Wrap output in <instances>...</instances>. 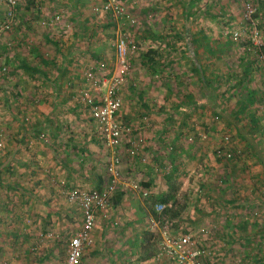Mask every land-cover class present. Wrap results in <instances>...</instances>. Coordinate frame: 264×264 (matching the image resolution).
Wrapping results in <instances>:
<instances>
[{"label": "rangeland", "instance_id": "rangeland-1", "mask_svg": "<svg viewBox=\"0 0 264 264\" xmlns=\"http://www.w3.org/2000/svg\"><path fill=\"white\" fill-rule=\"evenodd\" d=\"M55 1L63 0H20L10 16L0 0V264H63L68 238L83 220L67 193L92 182L102 187L112 178L115 157L121 183L111 198L112 233L109 240L101 237L113 251L105 248L91 264H182L180 254L193 264H264V0H116L128 13L124 19L101 10L107 0H82L92 3L96 16L110 17L96 20L87 10L89 22L105 27L99 49L91 48L95 37L80 34L85 47L76 56L101 54L104 45L111 57L126 33L138 45L134 65L139 59L140 70L133 77L132 67L129 82L141 79L127 102L124 87L121 92L122 121L130 119V131L114 151L100 146L93 162L75 150L62 157L54 144L36 139L42 133L38 146L51 151L33 155L26 128L12 117V98L16 107L22 96L15 88L11 97L7 78L20 58L11 65L5 55L16 49L29 57L34 33L16 32L18 21L36 20L42 38ZM93 127L90 134L97 135ZM12 130L19 142L9 140ZM13 144L20 145L19 176L7 155ZM57 158L69 173L51 172ZM33 179L40 187L27 183ZM166 194L168 203L158 209Z\"/></svg>", "mask_w": 264, "mask_h": 264}, {"label": "crops", "instance_id": "crops-1", "mask_svg": "<svg viewBox=\"0 0 264 264\" xmlns=\"http://www.w3.org/2000/svg\"><path fill=\"white\" fill-rule=\"evenodd\" d=\"M63 1H55L58 6V9L52 8V11H50L54 13L63 11V13H65L64 17L68 18V15H66L67 13L69 15L72 14L74 17L71 16V18H69V20L67 19V21H65V18L63 19V24L65 25L58 28L61 31L60 35L56 33L57 29L54 33H52L51 27L45 26V31L40 33L42 36V38H40L38 36L39 34H35L36 32H38V30H40L37 28L38 23L36 20H21L18 21L20 23L17 22L18 25L16 26V32L20 30H28L31 35L34 33L32 40L30 42L28 41L30 49L27 52L29 54V57H24L25 54H22L20 56V53H17L16 49L13 50V52L10 51L9 53H6V55L2 52V54L5 56H11L9 57V59L7 57H4V59L7 58L8 60H10L11 65L13 62H15L14 60L20 58V61H17V63H19H16L15 71L14 68L11 69V71L14 72H9L7 78L12 83V90L10 92L11 97H13V94L15 93V88H17L15 95L20 96L21 94L22 96V98H19L21 102H17L18 106L16 107L14 106V103L16 101L14 98H12V101L10 103L11 109L13 110L12 117H15L17 119V121L15 120L16 125H18L19 123V125L22 124L26 128L28 132L27 140L30 143L33 155L34 153H36L37 157L43 158L40 155L41 150L42 152L44 150L51 151V149H49L51 148V146H38L37 140L39 139L40 141H46L50 142L49 144H54V147L58 148L57 150L59 151V154L62 157L66 155L65 152H72L75 150L76 153L77 151H79L80 153L84 152L87 155V159H90L91 162H93L94 160H97V156L100 154V146L103 147L107 145L102 140H100V138L96 134H90V127L92 128L93 122L90 120L88 115L84 112V110L81 108L80 104L77 101L78 92L83 86V80L80 77L79 72L84 68H89L90 66H93L92 64L96 60L101 59L103 57H107L109 55V50L107 52V49L103 45V53L100 54L96 51V54L93 57H77L76 55L81 53L82 48L85 47L82 45L83 41L80 40L83 37V34L86 37L92 36V39L93 37H95L96 39L94 40V42L90 43L91 48L99 49V43L101 42L97 38L100 34L101 29L105 27L103 25V27L101 28L98 23L93 24L89 22V20H92V18H88L89 16L87 15V10L91 8V12L96 20L101 21L104 17L109 18L110 16H96V13L94 14L92 10V3H87L84 5L82 0ZM99 1L102 0H96L95 2L97 3ZM95 2L93 3V7L94 4L96 5ZM101 3L103 4V2H100V6L102 5ZM70 27H73L74 31L70 32ZM41 29L43 30L42 27ZM55 33L57 35L56 37L58 40H55L53 38ZM80 34L82 35L79 39L78 36ZM13 36L15 35H12V37ZM0 39H3V37L0 36ZM192 41H196L195 37L192 38ZM61 43H63V47L59 48ZM48 46H52L54 48V51L52 49L50 50ZM189 51L191 57H194L196 54L194 48H191V50ZM134 61L133 77L134 73H139L140 71L139 67L137 66V61H139V59H137L135 65ZM135 67L137 68L136 70ZM4 68L6 67L4 66L3 70ZM136 79L137 82L141 81V79L135 78L134 81L132 79L131 83L128 82L124 85V93L126 94H123L125 96L126 102L129 93L135 89L133 86H136ZM142 86L143 91L141 92H147V89H145L147 88L146 85L143 84ZM141 95L142 93L138 95L140 101L142 99ZM125 112L127 113V111ZM0 115L3 116L2 113H0ZM126 122L127 124H131L130 119H128V121ZM41 133L42 136L40 138H36L39 137ZM0 136L5 138V135L2 133V131L0 133ZM2 137L0 139L3 143L5 142V139H3ZM20 137L21 136L19 134H15L14 130H12L9 140L11 142L13 140L19 142ZM7 138L8 137L6 136V139ZM59 142H61L62 145ZM107 147L111 151H113L109 146ZM19 148V144L17 146L13 144L12 150L7 153V155H10L8 157L11 158L13 169L17 168L18 176L19 172L21 173V166L17 164V161L19 160L18 155H20V152L18 153ZM94 150L98 151V153H94ZM1 156H5V153H1ZM46 157L47 156H45L44 161ZM34 158L36 157L34 156ZM57 159L59 160V158ZM63 161V159H60L58 164L56 161L52 160L54 168L51 169V172H60V174H64L67 172L69 173V171L71 170H67L65 168L66 162ZM71 164L76 166L77 163L74 164L72 162L67 165L72 166ZM56 167H58L59 169L57 170ZM75 172L77 173V171ZM63 181L64 178L62 182ZM75 181L77 180L75 179ZM27 183L34 188L40 187V183L38 181H35V179L28 180ZM106 183L107 182L105 181V183H102V185H105ZM76 184L79 183L76 182L75 185ZM89 185H91L90 187L94 186L93 182ZM1 219L3 220V217L0 218V221ZM97 223L102 225V227L96 226L97 228L95 227L92 232V237L95 241L92 247L93 250L90 251V255L88 254L89 256L85 255L89 262L95 260V258L99 259L100 255H104L106 253L105 248H107L108 245L106 242L103 241L109 240L110 235L112 233L109 228L110 216L109 219L99 218ZM102 234H105V237H103V241L101 240V237L103 236ZM2 235L3 234L0 233V236ZM106 250L111 249L107 248ZM112 251L113 250H111V252ZM111 252H107V255H111ZM99 264L104 263L100 261Z\"/></svg>", "mask_w": 264, "mask_h": 264}, {"label": "built area", "instance_id": "built-area-1", "mask_svg": "<svg viewBox=\"0 0 264 264\" xmlns=\"http://www.w3.org/2000/svg\"><path fill=\"white\" fill-rule=\"evenodd\" d=\"M19 2L20 0H5L10 9V16L16 15L14 11L17 10ZM100 8L105 14L111 13L116 18L128 17L125 8L116 0H107ZM100 8L96 7L95 11L98 13ZM64 16L63 11L54 13L47 21H44V27L50 26L51 32L54 33L56 29L65 25L63 19L67 21L68 18ZM10 23H6L5 26L10 28ZM60 32V29L56 30L58 35ZM56 33L53 38L58 40ZM62 47L63 43L59 48ZM114 51L111 57L98 59L92 64L93 66L79 72L83 86L77 97L81 108L93 122L97 136L113 151L120 145L125 133L131 129L122 121L125 104L121 98V92L124 85L129 82L138 45L126 33H121L114 44ZM129 153L133 155L135 150L132 149ZM118 161V157H115L109 167L112 178L102 187L76 188L67 193L68 202L81 212L83 220L78 231L68 238L64 247L63 264H91L85 257L86 248L93 240L92 232L98 219H109L112 194L116 184L121 183L120 174L115 169ZM164 207L161 203L157 205L158 209ZM168 252L172 253L171 250ZM177 257L178 262L182 264H193L181 254Z\"/></svg>", "mask_w": 264, "mask_h": 264}, {"label": "trees", "instance_id": "trees-1", "mask_svg": "<svg viewBox=\"0 0 264 264\" xmlns=\"http://www.w3.org/2000/svg\"><path fill=\"white\" fill-rule=\"evenodd\" d=\"M262 53H263V55H264V46H263V48H262ZM175 191H176V189H175ZM169 199H170V197H169L168 194L163 195V196L160 198V203H161V204L168 203ZM165 210H166V209H165Z\"/></svg>", "mask_w": 264, "mask_h": 264}]
</instances>
